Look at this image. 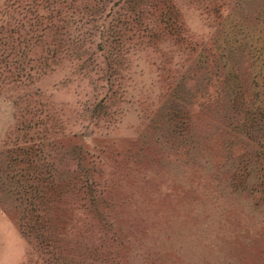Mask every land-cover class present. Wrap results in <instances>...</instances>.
I'll return each instance as SVG.
<instances>
[{
    "label": "rangeland",
    "instance_id": "1",
    "mask_svg": "<svg viewBox=\"0 0 264 264\" xmlns=\"http://www.w3.org/2000/svg\"><path fill=\"white\" fill-rule=\"evenodd\" d=\"M0 264H264V0H0Z\"/></svg>",
    "mask_w": 264,
    "mask_h": 264
}]
</instances>
